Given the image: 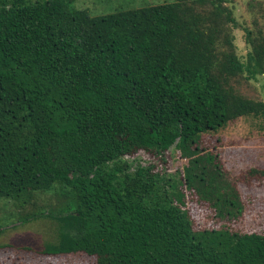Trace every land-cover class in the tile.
<instances>
[{
	"label": "trees",
	"instance_id": "16d2710c",
	"mask_svg": "<svg viewBox=\"0 0 264 264\" xmlns=\"http://www.w3.org/2000/svg\"><path fill=\"white\" fill-rule=\"evenodd\" d=\"M78 1L0 0V235L40 218L57 231L40 249L0 248L96 264H264V233L202 227L185 197L243 214L219 154L198 151L204 134L264 117V100L241 87L264 73V29L241 25L228 0L98 16ZM173 146L184 172L133 169L139 150L163 159Z\"/></svg>",
	"mask_w": 264,
	"mask_h": 264
},
{
	"label": "rangeland",
	"instance_id": "374dc122",
	"mask_svg": "<svg viewBox=\"0 0 264 264\" xmlns=\"http://www.w3.org/2000/svg\"><path fill=\"white\" fill-rule=\"evenodd\" d=\"M175 0H80L78 7L88 8L94 16L112 13L117 9L142 7L150 4L171 3ZM234 15L241 25L255 30L264 29V0H228ZM237 50L247 52L245 32L234 27ZM259 80L244 82L241 87L248 96L264 100V73ZM199 153L219 154L224 172L236 184L241 194L243 214L220 217L214 206L200 201L196 194L185 192L187 208L202 227L230 225L243 231L264 233V174H251L250 170H264V117L244 116L229 123L216 133H207L200 139ZM135 159L133 169L154 166V172H184L189 159L173 146L164 156L156 158L139 150L131 156ZM224 173V174H225ZM56 225L49 219L40 218L24 224L6 228L0 235L1 243L27 245L35 249L47 241L55 240ZM0 264H96V257L86 253L47 255L22 247L0 248Z\"/></svg>",
	"mask_w": 264,
	"mask_h": 264
}]
</instances>
